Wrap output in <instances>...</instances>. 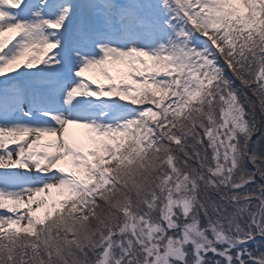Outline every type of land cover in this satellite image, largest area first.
<instances>
[{"label":"snow or ice","instance_id":"1","mask_svg":"<svg viewBox=\"0 0 264 264\" xmlns=\"http://www.w3.org/2000/svg\"><path fill=\"white\" fill-rule=\"evenodd\" d=\"M0 264H264V0H0Z\"/></svg>","mask_w":264,"mask_h":264},{"label":"rangeland","instance_id":"2","mask_svg":"<svg viewBox=\"0 0 264 264\" xmlns=\"http://www.w3.org/2000/svg\"><path fill=\"white\" fill-rule=\"evenodd\" d=\"M113 74L114 75L116 74L115 71ZM87 75H89L90 78L95 79L98 83H105V84L107 83V81H105L104 78L97 73H89Z\"/></svg>","mask_w":264,"mask_h":264}]
</instances>
